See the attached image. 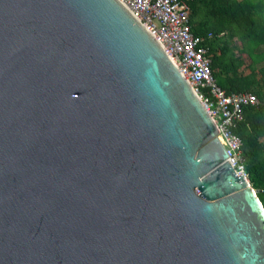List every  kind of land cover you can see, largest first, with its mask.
<instances>
[{"label": "water", "instance_id": "water-1", "mask_svg": "<svg viewBox=\"0 0 264 264\" xmlns=\"http://www.w3.org/2000/svg\"><path fill=\"white\" fill-rule=\"evenodd\" d=\"M119 0H0V264H264V206Z\"/></svg>", "mask_w": 264, "mask_h": 264}, {"label": "trees", "instance_id": "trees-1", "mask_svg": "<svg viewBox=\"0 0 264 264\" xmlns=\"http://www.w3.org/2000/svg\"><path fill=\"white\" fill-rule=\"evenodd\" d=\"M190 6L192 30L205 38L218 84L228 93L261 99L258 107L244 109L235 132L249 182L264 206V0H192Z\"/></svg>", "mask_w": 264, "mask_h": 264}, {"label": "built area", "instance_id": "built-area-1", "mask_svg": "<svg viewBox=\"0 0 264 264\" xmlns=\"http://www.w3.org/2000/svg\"><path fill=\"white\" fill-rule=\"evenodd\" d=\"M163 47L213 119L227 163L238 176L246 172L243 143L235 132L244 121L246 107H258L261 99L253 93H228L217 82L213 60L203 37L191 26L192 0H119ZM208 38H212L209 34Z\"/></svg>", "mask_w": 264, "mask_h": 264}, {"label": "rangeland", "instance_id": "rangeland-1", "mask_svg": "<svg viewBox=\"0 0 264 264\" xmlns=\"http://www.w3.org/2000/svg\"><path fill=\"white\" fill-rule=\"evenodd\" d=\"M238 43V42H237ZM261 66H264V64L263 65H261ZM260 66V67H261ZM242 70H247V66H245ZM248 71H246V73H247Z\"/></svg>", "mask_w": 264, "mask_h": 264}]
</instances>
